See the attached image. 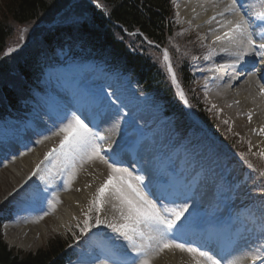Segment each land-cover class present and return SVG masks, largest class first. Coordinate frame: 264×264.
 Listing matches in <instances>:
<instances>
[{
  "label": "trees",
  "instance_id": "1",
  "mask_svg": "<svg viewBox=\"0 0 264 264\" xmlns=\"http://www.w3.org/2000/svg\"><path fill=\"white\" fill-rule=\"evenodd\" d=\"M56 1L57 3L62 1L64 3L54 9L57 4ZM70 1L4 0V6L1 10L3 19H0V58L6 52L8 41L12 39L15 29L8 23L10 19L8 17H11L15 26H25L34 21L38 23L50 21L55 15L60 13L59 9L66 7ZM92 1L100 3L106 8V11L93 7L91 10L94 12L92 25L87 24L85 21L80 28L86 30L87 33L80 30L77 35L89 40H103L101 42L111 53V64L116 62L117 69L122 70L123 73H130L133 79L139 80L141 83L138 85V90L141 93L153 96L155 100L161 102L165 114L175 118L177 130L182 131L184 134L187 133V129L201 132V128L187 117L182 103L177 97L178 93L173 89V84L171 85L170 83L161 55L159 56L157 52L155 53V49L138 35L140 33L149 41L165 46L168 49L170 47L171 55L174 58L175 73L185 90L189 106L193 110L194 115L218 138L227 142L240 154H243L245 151L239 148V139L228 133L226 125L206 105L203 93L193 82L185 54L195 53L197 46L193 44L192 39L187 37L183 39L177 32L178 28L174 21L172 0ZM117 26H121L128 33H134V35H126ZM40 32L44 36V30L41 29ZM45 33L44 42L35 41L33 44L34 48H49L50 43L59 42L71 36L72 30L61 26L60 29H47ZM119 34L123 38H120ZM116 39L120 41H115ZM175 42L180 47L176 46ZM11 64H13V61L11 63L1 61L0 71L12 76L15 81H18L19 78L27 81L31 80L28 78L29 75L25 74L23 67L20 68V72H16L15 68L12 70ZM20 65H17L18 68ZM15 73H18L19 76H14ZM19 88L23 90L24 85ZM17 107L18 97L16 90L2 83L0 86V118L10 114V111ZM66 245V240L56 236L49 241L46 248L34 255L16 253L8 248L5 243L0 223V264H68L72 260V256L65 252Z\"/></svg>",
  "mask_w": 264,
  "mask_h": 264
},
{
  "label": "snow or ice",
  "instance_id": "2",
  "mask_svg": "<svg viewBox=\"0 0 264 264\" xmlns=\"http://www.w3.org/2000/svg\"><path fill=\"white\" fill-rule=\"evenodd\" d=\"M261 4L262 8L255 13L254 20L249 10L239 0H231L217 13L220 17H224L225 13L233 17L226 23H221V27L226 30L222 36H217V40H227L228 44L233 46L229 54L235 56L237 62L245 55L264 59V0H261ZM214 20H216V15L212 16L208 23L211 24ZM167 59L165 55V60ZM168 70L175 82L176 74L171 64ZM180 95L184 97L183 91ZM184 102L187 104L186 99ZM115 115L118 120L120 110H117ZM65 119L63 126L52 133V135L61 136V139L58 147L46 154L45 160L49 161V165L45 166L44 171L50 174L51 170L55 169L60 179L65 184H70L76 177L78 169L92 161L99 160L110 169V174L98 188L93 203L99 211L105 197L118 201V205H114V208L119 211L118 221H101L98 216L95 220L96 226L105 223L112 232L126 241V248L120 260L113 261V264H153V260L165 250H179L181 253H187L193 264H236V261L221 258L227 254L228 235L225 231L214 230L210 224L203 229L209 239L216 238L225 242L224 248L216 255L210 254L208 250L200 246L183 242V232L191 223V217L185 219V213L189 211L188 205L186 203L174 207L158 205L152 198L150 186L145 183L144 175H134L128 167L122 166L117 152L108 149L105 153L104 145L101 143L106 140L105 136L99 131H93L79 115L71 114L70 118ZM248 119L251 121V113L248 114ZM260 133L264 134V128L260 129ZM44 138L50 139L51 137L45 136ZM261 155L264 156V153ZM38 172H41L39 165L32 175L36 176ZM39 179L49 187L52 186L45 175H40ZM57 195L53 194L54 203L57 202ZM42 199L46 201L47 197ZM91 226L85 221V229ZM108 259L105 257L98 261H91L89 264H108ZM257 259L264 264V256H252L253 264Z\"/></svg>",
  "mask_w": 264,
  "mask_h": 264
},
{
  "label": "bare ground",
  "instance_id": "3",
  "mask_svg": "<svg viewBox=\"0 0 264 264\" xmlns=\"http://www.w3.org/2000/svg\"><path fill=\"white\" fill-rule=\"evenodd\" d=\"M239 1L244 2L245 7L249 10L254 20L255 13L259 11V7L253 4L251 0ZM230 2L231 0H179L178 9L184 16L187 17L189 22H194L197 28L202 31H208L210 37L215 41L217 48L216 51H214L213 58L215 62L218 63L219 66L217 68L219 69L216 70V75L213 79L217 82L223 92L229 94L227 98L229 102L234 103V109H241V113H243L247 118L248 114L251 113V126L255 135L249 132L248 136L253 138L256 148L257 146L261 147L260 149L263 150L264 153V143L261 141L264 134L260 133V129L264 128V91H262V89H264V59L254 57L252 55H245L242 60L237 62L236 57L229 54V52L233 50V46L228 44L227 40H217V36H222L226 30L221 27V23H226L228 19H233L229 13H225L224 17L218 16L217 13ZM214 15H216V20L212 21L211 24L208 23ZM225 49H227V51ZM58 51L61 52L60 50ZM95 63L100 65L97 61H95ZM76 105L81 108L79 102H77ZM103 119L104 117L100 118V121L102 122ZM106 124L109 130L107 131V129H103L99 131L100 134L106 138L104 145L114 148L119 136L118 134L115 135L111 131V129L114 128L113 122L112 125L109 121ZM11 128L12 131L15 132L14 136L21 139L20 141H16L18 143L17 146L14 145L15 149H17V151L20 150L21 153L22 150L26 149L28 141L32 142L29 140V134L31 135L33 131H27V129L19 124L11 125ZM25 138L28 139V141H24ZM9 139H11L10 136ZM51 140H53V138H51ZM53 141L52 145L54 144ZM44 142L45 143L43 144L45 146L41 144V147L43 146L46 149L48 146V140L45 139ZM3 148L4 145L0 143V149L2 150ZM44 148H37L33 151V153L29 152L20 155L19 157L21 158L10 165L11 170L16 173V182L20 179L19 182L23 185H41L43 187H49L44 181L39 180L40 175L46 176V172L44 171L45 166H40L38 164L41 168V172H38L36 176L32 175V173L37 169V162L39 161L43 150H45ZM7 154H10V148L8 146L3 151V155ZM149 157L150 155L143 157L139 165L141 172L147 175L153 169V163L150 164ZM198 164L199 160L195 158L193 161L185 165L183 168L184 171L182 172L183 174L175 181L174 185L176 186L170 191L175 199L183 200V202L187 200H202L203 203L207 205L209 203V200L206 197L209 181L206 175V168L199 167ZM164 171H167V169L165 168ZM100 174V171L88 168V174L86 175L92 178V180L99 186L101 184ZM46 179L49 180L47 177ZM77 186L82 188L79 195H75L73 192H63L60 194L59 197L62 202H64V205L54 216L52 222L53 229L58 231L66 229L70 226L72 220L76 221V218L80 216L77 211L86 210V202L91 199L92 189L87 187L89 186V182L88 185L83 186L79 184ZM55 190L57 192L60 189L55 186ZM76 202L77 206H75ZM114 209V207H105L102 220L105 221V219L110 217L115 219L116 216L114 213H119V211ZM251 219L252 216H247L246 218H242L241 222L236 223L244 226L246 225V222H250ZM118 220L119 219H117V221ZM8 231L10 233L8 241L12 244V246H19L21 249H32L41 246V237L46 236L48 229L44 223L41 222L38 223L31 221V223L22 224L17 221L16 227L9 228ZM256 232L257 226L249 228V231L243 235L241 241H239L236 251H234L233 255L230 256V261H236V264H248L249 261H252L251 257L255 251H248L247 249L253 240L257 241L258 237L256 239L254 238L256 237ZM237 237H239V235H237ZM123 246L126 248V241L123 243ZM230 248L232 249L231 245ZM153 264H193V261L187 253H181L179 250H165L164 253L153 260Z\"/></svg>",
  "mask_w": 264,
  "mask_h": 264
},
{
  "label": "rangeland",
  "instance_id": "4",
  "mask_svg": "<svg viewBox=\"0 0 264 264\" xmlns=\"http://www.w3.org/2000/svg\"><path fill=\"white\" fill-rule=\"evenodd\" d=\"M56 3H57V1H56ZM63 3H64L63 1L58 2L57 4H59V5L56 4L54 9L58 8ZM178 4L176 5V9L178 12L177 22L179 23V25L181 27H184V28L188 29L190 33H193L205 45V47L207 49L205 60L209 61L210 58L213 57V53H211V50H213V48L210 47V44L207 43V41L205 42V40L210 37V34H206L205 31H202L201 29L197 28V26L195 25L194 22H189L187 17L184 16L180 12V10L178 9ZM3 6H4V0H0V19H3L2 18L3 16H1L2 15L1 10L3 9ZM261 7H262V4H261ZM61 9H59V11H61ZM85 15H83L81 17H84ZM8 18H10L8 23H10L12 25V28H15V29L13 31L14 34H13L12 39L8 41L9 43L7 45L6 51H9L11 49H15V48L19 47L20 44L24 41H32L33 33L40 26H37L35 22H32V23L25 25V26H15L13 24L11 17H8ZM65 21L66 20H63V22H65ZM66 26H69V25H66ZM208 47H210V48H208ZM26 56L27 55L15 58L13 60V64H12V65H14V68H15V66L20 65L21 63L26 61L27 58L30 56V54L28 55V57H26ZM205 65H207L206 62L204 64V66ZM197 68H199V67L197 66ZM3 73L4 72L0 71V86L2 83L9 81V78L7 77L8 74L4 73V75H3ZM212 75H213V71L206 74L205 77L198 78L199 82L205 83L207 85V88H205V92L207 93L208 103L213 108H215L217 113L220 115V121L226 125L228 133L231 136L237 137V139H240V142L242 144L249 143L251 145L249 147L251 155L255 156L256 158H259L261 160H264V156L261 155L263 153V150H261L260 149L261 147H258V146L256 148V145L254 144L253 138L248 136L249 132L251 134L255 135V133L253 132V128L251 126V121H249V119L243 113H241V109H234L233 108L234 103L229 102V100L227 98L229 95L228 93L223 92V90L221 88H217L216 84H213V85L210 84V86H208L207 78L211 77ZM112 99H113L112 96H110V97L107 96L106 101H105V108H108L109 111H113V109H116V111H114L113 115H111V117L109 119V122H111V125H112V122L114 123L113 124L114 128H112L111 131L115 135L118 134V135L122 136L120 139H123L125 134L123 135V133H122V127L127 126L128 125L127 123H129V125L131 124L132 126L136 123H133V119L131 120L129 118L130 115L126 118L124 113L120 114V118L117 120L116 115H115L117 112V104L115 103L114 99L113 100ZM142 108L145 109V111L143 113V114H145L144 118H150V117H152L153 114H157L158 116H161V114H162L161 109L156 110L154 106H152L151 104H148V103H144ZM142 108L136 107L135 112L142 111L143 110ZM139 117L143 118L142 115H140ZM127 120H129V122ZM129 127H131V126H129ZM106 129H107V131L109 130L108 128H106ZM170 129L173 130V128H169L167 126V124H165V126H163L160 129V131L162 133H164V137L162 139L163 142H164V140H166L167 138L170 137L169 136ZM60 139H61V136H57V141H58L57 147L59 145ZM201 139L204 140V138H201ZM157 141L159 142V140H157ZM261 141L264 143V137L263 136H262ZM40 147L41 146H39L38 149ZM199 147L200 148L193 147V148L198 149V150L192 151L188 146L181 147L179 145L178 146V148H179L178 154H179V156L183 157V160L181 162L187 161L188 160L187 158H190L194 152H198L199 150L205 152L206 154L211 153L210 155H213L212 152H214V150L212 152L210 151L207 153L206 152L207 150L202 147V144ZM33 151H34V149L31 150L32 153H33ZM229 153L231 155L237 157V155L235 153H232V152H229ZM45 156H46L45 154H42V156H40L39 164L42 165V162L44 163ZM220 158H226V157H220ZM240 160L242 161V159H240ZM200 162H202V160ZM213 162L214 163L210 167V175H209V177L208 176L207 177H208V179H210L214 182L216 181L215 183H216V187H217L218 176H217L216 172L219 169L218 166H220V165L222 166V164H221L220 160H214ZM222 163H224V162L222 161ZM16 166H18V165H16ZM88 168H93V169H96V170L101 172V174H100L101 175V178H100L101 184L104 183V181L107 179L108 175L110 174V169L107 167V165L100 162L99 160H96V161H92L90 163H87L83 167L79 168L77 171V175L73 179V181L70 184L66 185L63 192L64 193L73 192L75 195H79L82 191V188L77 186L79 184L84 186V185H88V182H89V186H87V187L92 189L91 199H89L86 202V210L77 211L80 216L78 218H76V221L72 220V222L70 223V226L67 228L65 227L66 229H64L62 231H58L56 229H53V227H52L53 223L52 222H53L54 216H55L56 212L64 205V202H62L60 197H58L56 200L57 202H55V205H53L51 207V208H53L51 210V212L44 213L41 216H37V219L35 221L38 223L39 222L44 223V225L48 229V232H47L45 237H41V235H40V237L42 238L41 246H39L37 248H32V249H21V248H19V246H12V244H10L8 241V237H10V233L7 231L6 236H5L6 238L4 241L7 243L9 248H11L12 250H14L18 253H22L24 255H26V254H33L34 255L38 251L46 248L49 241L52 240L53 238H55L56 236L62 237L63 240H66L69 236H72V238L75 240L77 238L76 233H81L84 230L83 229L81 231V227L85 228V221L89 222V219H92V217L94 215H97L101 220L102 215L104 214V208L105 207L109 208V207H114V205H118V201H116L114 198L110 199L108 197H105V200L103 202V206L100 208L99 211H97V208L94 206L93 201H94V198L96 196L97 190L101 186V184L98 186L97 183L92 180V178H90L88 175H86V174H88ZM232 175L235 176L236 179H238L240 177L236 171L232 172ZM256 178H252L251 181L249 182V184H253L256 180H259L258 177H256ZM15 179H17L16 173L11 170L10 165L0 169V203H2L5 200L6 196H8L9 194L11 195L13 192H15L16 190L21 188V184L19 182L20 179H18L17 182L15 181ZM49 179L51 180V183H54L56 181L57 173H56L55 169L51 170V173L49 175ZM249 184L247 187H250ZM263 194L264 193L262 191H260V194L254 197L253 193L247 194V193H244V191H243V192H241V197L243 199L244 198L252 199L255 203L252 202L251 205L257 206L259 209H261L264 212V210H263V208H264V195ZM236 200L241 201L242 199L237 197ZM75 206H77V202L75 203ZM190 208L191 209L193 208L191 210V212L194 215H196V216L199 215L197 218L202 217L203 213L198 212V210L194 209L193 206ZM114 210H117V209L115 208ZM25 213H26L25 217H27L28 215H31V216H33V218L35 220V215L31 211L30 208L26 209ZM187 213H189V212H187ZM114 214H115L116 218L115 219H112V217L107 218L106 222H112L113 220L119 219V213H114ZM186 216L188 217V215H186ZM25 221H31V220L29 219V220H25ZM29 223H31V222H29ZM97 227L99 229L101 228L102 230H111L106 225H99ZM261 240H262L261 246L264 247V238H262ZM257 252H258L257 255L259 256L260 255V248H257Z\"/></svg>",
  "mask_w": 264,
  "mask_h": 264
}]
</instances>
